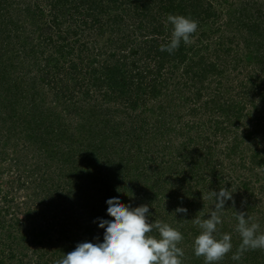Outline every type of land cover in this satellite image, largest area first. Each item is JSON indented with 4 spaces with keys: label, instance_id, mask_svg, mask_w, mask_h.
I'll return each mask as SVG.
<instances>
[{
    "label": "trees",
    "instance_id": "16d2710c",
    "mask_svg": "<svg viewBox=\"0 0 264 264\" xmlns=\"http://www.w3.org/2000/svg\"><path fill=\"white\" fill-rule=\"evenodd\" d=\"M170 13L199 21L173 53ZM222 186L233 250L217 264H264L231 259L238 213L264 232V0H0V264L102 242L117 196L204 264L193 219Z\"/></svg>",
    "mask_w": 264,
    "mask_h": 264
},
{
    "label": "clouds",
    "instance_id": "9594fccd",
    "mask_svg": "<svg viewBox=\"0 0 264 264\" xmlns=\"http://www.w3.org/2000/svg\"><path fill=\"white\" fill-rule=\"evenodd\" d=\"M167 23L172 25L171 39L169 43L161 44L160 51L169 53L177 50L181 42L190 44L199 27L198 20L180 14L170 13ZM128 195L132 197L134 194ZM212 195L215 197V210L206 219H193V224L201 230L194 239V254L198 258L203 257L204 264H217L233 250L230 233L217 235L218 225L223 223L225 203L233 199V192L222 186ZM106 203L112 219L98 218L99 227L105 229L103 241L78 243L56 264H183L185 251L178 246L184 240L181 230L158 219L150 222L148 204L132 207L118 196L109 198ZM187 211L184 207L175 209V213L186 214ZM236 219L235 231L241 243L231 259L240 261L248 251L264 250V232H261L260 224L244 212L238 213Z\"/></svg>",
    "mask_w": 264,
    "mask_h": 264
}]
</instances>
